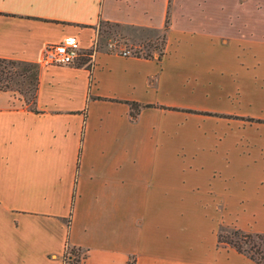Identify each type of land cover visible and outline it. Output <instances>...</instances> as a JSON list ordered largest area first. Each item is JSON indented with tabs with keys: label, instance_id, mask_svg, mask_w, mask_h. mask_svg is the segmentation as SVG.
Segmentation results:
<instances>
[{
	"label": "crops",
	"instance_id": "0c3cea01",
	"mask_svg": "<svg viewBox=\"0 0 264 264\" xmlns=\"http://www.w3.org/2000/svg\"><path fill=\"white\" fill-rule=\"evenodd\" d=\"M237 4L233 39L182 0H0V57L38 63L36 112L0 90V264H256L217 242L264 233V28ZM100 22L160 55L92 50ZM66 36L90 56L41 63Z\"/></svg>",
	"mask_w": 264,
	"mask_h": 264
},
{
	"label": "rangeland",
	"instance_id": "374dc122",
	"mask_svg": "<svg viewBox=\"0 0 264 264\" xmlns=\"http://www.w3.org/2000/svg\"><path fill=\"white\" fill-rule=\"evenodd\" d=\"M239 1L242 3L241 7L244 14H250L251 11L258 13V24L261 28H264V0H182L181 8L182 11L186 9L191 14V21L195 29L205 28L208 19L215 17L213 18L214 20H212V29L223 32L228 38L238 39V36H240L239 34H241L240 29L242 28L240 27V18L238 17L237 19V16L240 14V5L237 4ZM255 2H257V4ZM169 6H171V0H169ZM146 34L149 33L141 31L140 29H126L125 27L100 22L97 26V33L94 41H92V46L95 47L94 49L109 51L107 48L108 43H115L116 47L128 48L132 50L135 55L141 56H150L161 52V34L157 33L155 37H146ZM78 61L77 58L74 64ZM245 86L244 84L243 88H240L243 95L242 99L244 100L239 99L238 102L232 100L231 102L234 108L250 111L251 107L245 100L247 94ZM195 87L198 91L199 87ZM232 87L233 84L229 81L228 88L232 89ZM21 90L23 93L16 90L10 91L26 105V101L24 100L29 98L31 90L26 88L25 85L22 86ZM180 92H184L186 97H191V95L186 93V90H180ZM224 232L232 240L242 242L238 234H231L228 230H222V233ZM246 239L247 241L242 243L243 247L247 249L249 253H252L255 257H259L261 261L264 262V241L260 242L258 239ZM258 250L260 252H257Z\"/></svg>",
	"mask_w": 264,
	"mask_h": 264
},
{
	"label": "trees",
	"instance_id": "16d2710c",
	"mask_svg": "<svg viewBox=\"0 0 264 264\" xmlns=\"http://www.w3.org/2000/svg\"><path fill=\"white\" fill-rule=\"evenodd\" d=\"M167 23V12L164 20V29ZM164 34H161L160 48L162 47ZM161 52L158 54L160 55ZM86 58L81 57L80 63L86 62ZM78 63V62H77ZM85 64V63H84ZM9 66V67H6ZM88 66V64L86 65ZM38 83V63L37 62H26L19 61L14 59H6L0 57V90H16L20 93H23L22 86L25 85L26 88L31 90L29 93V98H26L27 108L31 111L36 112L34 107L36 90ZM13 85V86H11ZM130 115L133 117L139 110L140 107L149 106L147 104H138L136 102L130 101ZM247 120L251 121L253 119L247 118ZM259 121V120H256ZM222 230H228L232 234H238L242 239V242H238L236 240H232L230 237L226 235V233H222ZM246 238L258 239L260 242L264 241V233H249L244 232L237 228H229V227H221L217 232V242L227 244L231 247H234L238 252H241L248 256L251 260H253L256 264H264L259 257H255L252 253H249L247 249H245L242 243L247 241ZM257 250V249H255ZM257 252H260L259 250ZM63 262L64 264H80V260L84 257V254L73 247L66 246L63 252ZM126 264H133L132 258H128Z\"/></svg>",
	"mask_w": 264,
	"mask_h": 264
},
{
	"label": "built area",
	"instance_id": "2783aa9c",
	"mask_svg": "<svg viewBox=\"0 0 264 264\" xmlns=\"http://www.w3.org/2000/svg\"><path fill=\"white\" fill-rule=\"evenodd\" d=\"M94 48V46L91 47L92 50ZM107 48L109 52H115L122 56L135 55L128 48L116 47L115 43H108ZM80 55L90 56V53L81 51L73 36H66L56 43L47 44L43 49L40 61L43 64L71 65L75 63Z\"/></svg>",
	"mask_w": 264,
	"mask_h": 264
}]
</instances>
